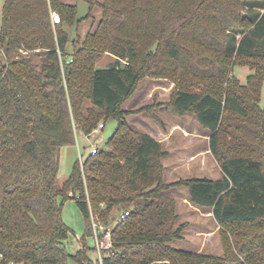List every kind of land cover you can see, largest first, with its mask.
I'll return each instance as SVG.
<instances>
[{
	"label": "trees",
	"instance_id": "obj_1",
	"mask_svg": "<svg viewBox=\"0 0 264 264\" xmlns=\"http://www.w3.org/2000/svg\"><path fill=\"white\" fill-rule=\"evenodd\" d=\"M87 17V34L71 44L67 28L84 20L76 4L5 1L0 264H264V0H91ZM104 54L114 60L98 68ZM240 64L257 71L247 86L231 75ZM147 77L175 83L170 109L209 131L220 178L164 181L169 152L124 109ZM110 116L118 128L106 148L77 160L58 187L61 149ZM182 186L221 226L223 256L172 246L188 225L169 194ZM60 196L76 199L87 235L94 221L111 228L102 261L88 257L85 239L68 253Z\"/></svg>",
	"mask_w": 264,
	"mask_h": 264
},
{
	"label": "rangeland",
	"instance_id": "obj_2",
	"mask_svg": "<svg viewBox=\"0 0 264 264\" xmlns=\"http://www.w3.org/2000/svg\"><path fill=\"white\" fill-rule=\"evenodd\" d=\"M5 1L0 0V30ZM65 1L76 4L78 19H84L80 24L76 23L67 28L72 44L74 40L84 39L89 30L91 18L87 16L90 13L91 0ZM92 15L99 18L101 13L98 8H95L92 10ZM4 57V50L0 45V58L3 59ZM113 60L112 56L104 54L97 62V67L105 68ZM35 62L40 67L42 57L36 56ZM231 75L237 77L241 85L247 86L249 78L257 75V71L249 65L240 64L231 69ZM174 89L175 83L169 79L160 77L143 79L136 92L124 104L125 109L135 111V113L128 115L127 121L133 128L144 133L172 130V135L163 143L164 149L169 152V157L165 158L163 163L166 162V165L173 163L169 171H164L166 183L187 178H220L222 171L210 150L209 131L201 127L194 115L190 113L180 115L170 109L169 101ZM105 121V127L97 132L94 131L90 138H85L82 133H76L75 144L64 146L61 149L56 179L58 187H62L72 173L74 163L80 160V157L84 160L93 148H106L108 139L114 135L118 128V120L110 116ZM178 158L181 162L178 161ZM169 194L177 200V212L180 214L178 225L181 223L188 224L184 238L172 241V246L193 250L202 245V252L223 256L221 226L210 215V210L194 205L189 199L188 189L185 186L174 189ZM58 201L62 205L63 221L71 230L65 241L68 253L76 254L81 249V239H85L88 246V257L96 261L99 255L95 247V238L93 235L86 234L85 218L76 199L68 198L65 200L60 196ZM68 264L82 263L70 258Z\"/></svg>",
	"mask_w": 264,
	"mask_h": 264
},
{
	"label": "built area",
	"instance_id": "obj_3",
	"mask_svg": "<svg viewBox=\"0 0 264 264\" xmlns=\"http://www.w3.org/2000/svg\"><path fill=\"white\" fill-rule=\"evenodd\" d=\"M52 20L54 24L61 23V17L57 12H52ZM72 61V59L68 60ZM105 127V124L101 122L97 129H95V132H97L99 129H102ZM85 138H90L91 134H83ZM97 148L92 149V153L96 152ZM82 158L80 157V161L82 162ZM72 195V193H70ZM78 197V196H76ZM129 214V211H125L120 215V220L125 218ZM94 227V238H95V247L98 252L100 261H102V251L103 250H109L112 248V240H111V228H106L101 225H98L95 221L93 222ZM101 234L103 236L101 237Z\"/></svg>",
	"mask_w": 264,
	"mask_h": 264
},
{
	"label": "crops",
	"instance_id": "obj_4",
	"mask_svg": "<svg viewBox=\"0 0 264 264\" xmlns=\"http://www.w3.org/2000/svg\"><path fill=\"white\" fill-rule=\"evenodd\" d=\"M124 109H125V108H124ZM126 110H129V109H126ZM127 117H128V116H127ZM185 131H186V130H185ZM171 132H172V130L170 129V131H168V132H164V131H162V132H159V133H154V132H150V131H148V134H150L151 136H153L156 140H158V141L164 143L165 140L169 139V137L172 135ZM208 139H209V137H208ZM167 157H169V156H166L165 158H167ZM165 158H164V159H165ZM178 161L181 162V161H180V158H178ZM190 161H191V160H190ZM172 164H173V163H172ZM172 164H169V163H168V165H166V162H164L165 171H166V170L169 171V170L171 169V165H172ZM174 169H175V168H174ZM179 205H180V204H179ZM210 215L213 216L212 213H210ZM215 221H216V220H215ZM190 251L202 252V251H203V246L201 245V246L195 247L193 250H190Z\"/></svg>",
	"mask_w": 264,
	"mask_h": 264
}]
</instances>
